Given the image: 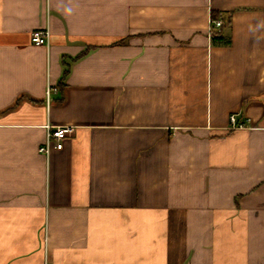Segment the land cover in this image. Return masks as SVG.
Segmentation results:
<instances>
[{
  "label": "crops",
  "instance_id": "1",
  "mask_svg": "<svg viewBox=\"0 0 264 264\" xmlns=\"http://www.w3.org/2000/svg\"><path fill=\"white\" fill-rule=\"evenodd\" d=\"M0 264H264V0H0Z\"/></svg>",
  "mask_w": 264,
  "mask_h": 264
},
{
  "label": "built area",
  "instance_id": "2",
  "mask_svg": "<svg viewBox=\"0 0 264 264\" xmlns=\"http://www.w3.org/2000/svg\"><path fill=\"white\" fill-rule=\"evenodd\" d=\"M223 26V20H212L211 21V30L212 28L220 29ZM31 42L35 46L39 47H49L50 46V32L47 29L37 30L31 35ZM52 89L49 87L48 95ZM230 122L233 127L244 128L245 123H238L237 115L233 114L230 117ZM75 127L68 126H59L52 127L47 125V136L45 143L39 147V152L49 155L52 150H62L64 147L65 140L74 132Z\"/></svg>",
  "mask_w": 264,
  "mask_h": 264
},
{
  "label": "trees",
  "instance_id": "3",
  "mask_svg": "<svg viewBox=\"0 0 264 264\" xmlns=\"http://www.w3.org/2000/svg\"><path fill=\"white\" fill-rule=\"evenodd\" d=\"M214 18H216V16H215ZM213 39H214V40H221V37H219V36H216V37H215V36H214ZM66 76H67V75H66V73H65L63 79L60 81L61 86H62V84H63V82H64Z\"/></svg>",
  "mask_w": 264,
  "mask_h": 264
}]
</instances>
